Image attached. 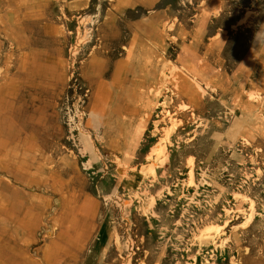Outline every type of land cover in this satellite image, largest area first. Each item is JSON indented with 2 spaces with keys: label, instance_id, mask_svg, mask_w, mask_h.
<instances>
[{
  "label": "rangeland",
  "instance_id": "1",
  "mask_svg": "<svg viewBox=\"0 0 264 264\" xmlns=\"http://www.w3.org/2000/svg\"><path fill=\"white\" fill-rule=\"evenodd\" d=\"M111 32L126 38L116 55ZM94 57L136 63L110 93L138 98L98 96L83 77ZM148 71L147 86L198 81L200 104L148 103L134 85ZM263 78L264 0H0V145L48 178L0 169L34 196L23 224L0 212V264H264ZM166 98L176 125L159 126L174 132L158 150Z\"/></svg>",
  "mask_w": 264,
  "mask_h": 264
},
{
  "label": "bare ground",
  "instance_id": "2",
  "mask_svg": "<svg viewBox=\"0 0 264 264\" xmlns=\"http://www.w3.org/2000/svg\"><path fill=\"white\" fill-rule=\"evenodd\" d=\"M84 24L85 21L80 22V26L78 28L79 34H81V27ZM131 26L135 27V24H132ZM125 39L126 38L123 35L111 32L106 39V47L110 49V54L116 55L120 45L125 41ZM131 54L132 53H129V56ZM128 62L131 61L128 60ZM61 65L64 66V64ZM138 68L139 66L136 65V63L131 62L128 63V67H123L121 63L112 65L105 61L98 60L96 57H94L83 77L95 80V85L105 89V93H99L98 96L107 95L106 97H110L112 100L114 96H116L115 99L125 97L128 100H132V98H138V94L133 89L130 90V92L132 93V95H130L129 93H125L122 91L118 92L119 89L117 91L115 90L116 92L110 93V88L115 87L117 85L116 83L118 82L122 83L126 81L130 75H132L133 77H138L141 72V70ZM252 72L259 71L257 68H255ZM148 74L152 76L151 71H148L145 75H141L140 80L134 82V85L144 87V90L141 91V95H147L148 103L158 102L159 97L163 95L164 91H169L179 96V107L186 112L191 108L194 109V106H198L200 104L201 98L203 97L202 93H204V91L202 90V87L198 81L191 82L190 80L184 78L182 75H177L173 72H164L162 81H158L155 82V84H150L149 86H147L146 84L149 82V80L146 75ZM105 77H110L112 79L113 85L111 87H109V85L104 82ZM149 93L155 94V98H152ZM181 95L184 96V99L185 96H188V98L184 101H181ZM171 102L172 98H166L161 104H156V107H158V109L162 108V120L156 122L154 135L157 136L162 130L164 131V134L163 136H161L160 142L157 145L158 150H161V148L162 150H165L167 144L170 142V137L174 132L170 127L159 129V126L162 123H165V120H169L173 125H176L174 119L175 114L171 109ZM263 103L264 101H262L261 103L259 102L257 108H261ZM251 107L252 109L255 108L252 105ZM6 140L8 141L9 138H7ZM13 142L17 147H20L22 145L26 146L27 141L26 138H18L14 136L13 138H11V144ZM5 146L6 143L0 145V154L4 155L0 156L2 157L0 158V169L6 171L7 174L13 176L17 181H20L26 185L32 183L40 184L48 180L45 171L40 168V166L36 167L35 171L31 172L30 169L24 164H22L21 167L15 168L13 163L6 161L4 158L7 157L9 153L4 151ZM49 160H51V157H49ZM23 162L26 163V159H24ZM151 168L153 170V165L151 166ZM30 174L31 176L29 177ZM58 174L59 170L57 168H53L51 172V178L56 179ZM0 190V212L6 215L12 226H14L16 223L23 224V219L16 217L14 213L18 212L22 214L24 211L25 213H27L28 208L24 205L25 199L23 197L27 196V199L28 197H30L31 200L34 196L25 192L24 194H22V191L18 187L12 185L9 181H3L1 178ZM9 221L5 220L3 223H1L0 229L2 230L3 228H5ZM4 259L5 254L4 252L0 251V262H3Z\"/></svg>",
  "mask_w": 264,
  "mask_h": 264
}]
</instances>
